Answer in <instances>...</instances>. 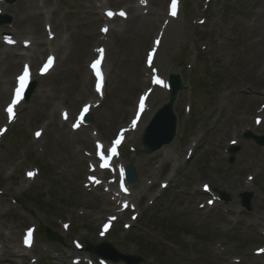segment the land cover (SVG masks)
<instances>
[{
	"label": "rangeland",
	"instance_id": "374dc122",
	"mask_svg": "<svg viewBox=\"0 0 264 264\" xmlns=\"http://www.w3.org/2000/svg\"><path fill=\"white\" fill-rule=\"evenodd\" d=\"M150 1L160 19L130 12L127 22L112 24L104 43L108 85L98 94L88 64L103 43L89 0L1 5L0 16L13 22L0 27V41L8 33L21 42L34 37L38 46L34 53L20 48L11 54L0 47V127L7 122L10 81L23 63L34 66L37 82L17 123L0 140V264H24V259L26 264H102L86 251V241L95 246L107 241L118 253L141 259L140 264H264V147L244 138L247 132L264 135V0H180L183 13L170 20L166 31L162 20L170 0ZM122 4L136 6L135 1ZM49 54L57 56L58 65L41 78L37 72ZM150 55L156 74L144 66ZM153 74L165 79L180 74L186 89L175 105L176 139L164 152L145 157L137 155L142 135L170 97L153 89ZM149 89L155 92L146 100ZM97 99H104L103 105L93 110L91 127L74 133L71 124L81 107L95 106ZM140 100H146L147 111L138 131L124 136L117 161L134 165L138 176L123 196L117 170L102 172V180L87 165L93 138L109 147L123 136ZM36 130L44 133L39 139ZM191 149L194 155L186 163ZM101 182V188H85ZM203 187L210 193H202ZM245 193L252 194L250 213L241 206ZM105 199L124 204L120 218L102 214ZM107 224L112 230L105 239ZM46 230L62 242L50 241ZM29 231L37 232V241L27 251Z\"/></svg>",
	"mask_w": 264,
	"mask_h": 264
},
{
	"label": "water",
	"instance_id": "95a60500",
	"mask_svg": "<svg viewBox=\"0 0 264 264\" xmlns=\"http://www.w3.org/2000/svg\"><path fill=\"white\" fill-rule=\"evenodd\" d=\"M171 84L173 91H172V98L170 103L167 104L157 114L156 118L154 119L148 130L146 131L144 138L142 140V144L145 149L142 153L143 155L152 154L157 150L161 149L163 146L170 144L176 136L177 119L173 111V105L177 98L178 92L183 88V84L179 76H172ZM88 119L91 120L90 117ZM249 137L253 138L259 145L264 146V138H254L252 136ZM128 177L130 182L135 181L136 175L132 167L129 168L128 170ZM243 205L247 208L248 211L252 210L251 196H247V199L243 200ZM49 239L51 241H55L57 238L55 237V235L50 234ZM89 249H91L92 251L94 250L91 247ZM99 250L105 252V250H103L102 247H100ZM103 252H100L99 255L107 257V255ZM120 260H129V259L117 256L116 261H120Z\"/></svg>",
	"mask_w": 264,
	"mask_h": 264
},
{
	"label": "bare ground",
	"instance_id": "6f19581e",
	"mask_svg": "<svg viewBox=\"0 0 264 264\" xmlns=\"http://www.w3.org/2000/svg\"><path fill=\"white\" fill-rule=\"evenodd\" d=\"M0 7H1V3H0ZM138 11H140V9H138ZM0 13H1V10H0ZM14 45H16V47H17V44H14ZM11 48H14V47H11ZM15 83H16V80L10 81V89H12V85H14ZM4 132H6V130H4ZM161 152H164V150L160 151L158 154H160ZM95 171L96 170L93 169V172H95ZM150 179H151V177H147L146 180H145L148 186H150V184H151ZM141 198H143V196ZM117 203L114 200H110V199L107 200V199H105V208L103 209L102 214H107V213L117 214V211H118L119 207H121V205L120 204H117ZM110 204L111 205L114 204V208L113 209H110V206H111ZM202 209H204V208H202ZM102 219L104 220L103 217H102Z\"/></svg>",
	"mask_w": 264,
	"mask_h": 264
},
{
	"label": "snow or ice",
	"instance_id": "6c2138e0",
	"mask_svg": "<svg viewBox=\"0 0 264 264\" xmlns=\"http://www.w3.org/2000/svg\"><path fill=\"white\" fill-rule=\"evenodd\" d=\"M175 6H176V0H173V8H175ZM109 15H112V13H109ZM120 15H125V13L121 12ZM173 15H175V11H173ZM103 31L106 32L107 29L105 28V29H103ZM100 51H103V50H100ZM49 64H51V59L49 60ZM93 67L95 68L96 65L94 64ZM97 73L99 74V69H97ZM18 79L21 81V85L23 87V84L26 82V79H27V69L25 70V74L22 75L21 77H19ZM157 83H162V81L157 80ZM8 112L9 113H12L11 107L8 109ZM134 124H135V122H134ZM29 175L31 176L33 174L32 173H29ZM28 236H29V241L28 242L30 243L31 231H29ZM262 251H264V250H262Z\"/></svg>",
	"mask_w": 264,
	"mask_h": 264
}]
</instances>
